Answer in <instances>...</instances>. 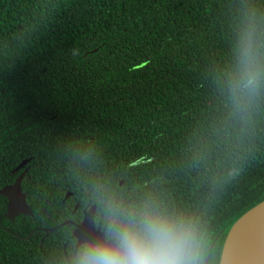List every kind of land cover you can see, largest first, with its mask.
<instances>
[{"label": "trees", "instance_id": "trees-1", "mask_svg": "<svg viewBox=\"0 0 264 264\" xmlns=\"http://www.w3.org/2000/svg\"><path fill=\"white\" fill-rule=\"evenodd\" d=\"M27 157L33 215L0 195V264H75L61 223L92 205L106 235L177 219L218 264L264 200V0H0V188Z\"/></svg>", "mask_w": 264, "mask_h": 264}, {"label": "clouds", "instance_id": "clouds-1", "mask_svg": "<svg viewBox=\"0 0 264 264\" xmlns=\"http://www.w3.org/2000/svg\"><path fill=\"white\" fill-rule=\"evenodd\" d=\"M253 81L249 71L248 83ZM109 229L105 240L82 245L75 264H193L192 234L177 219L154 210L128 211L114 214Z\"/></svg>", "mask_w": 264, "mask_h": 264}, {"label": "water", "instance_id": "water-1", "mask_svg": "<svg viewBox=\"0 0 264 264\" xmlns=\"http://www.w3.org/2000/svg\"><path fill=\"white\" fill-rule=\"evenodd\" d=\"M26 161L27 159L22 160L14 170H18ZM23 175L24 172L14 182L0 188V195L6 198L5 216L10 220L18 215H33L26 194L21 190ZM94 212L95 205H92L84 212L79 223H74L72 220L61 223V225H74L71 235L77 240L75 250L86 242L105 240L104 231L95 229ZM56 227L43 228V230L47 233ZM218 264H264V200L244 212L231 225L225 236Z\"/></svg>", "mask_w": 264, "mask_h": 264}, {"label": "flooded vegetation", "instance_id": "flooded-vegetation-1", "mask_svg": "<svg viewBox=\"0 0 264 264\" xmlns=\"http://www.w3.org/2000/svg\"><path fill=\"white\" fill-rule=\"evenodd\" d=\"M27 159V161H26V163L23 165V166H21L18 170H14L13 169V171L12 172H18V174H17V176L15 177V179L22 173V172H24V175H23V177H22V180H23V178H24V176H25V174H26V171H27V169H28V163H29V161H30V157H27V158H24L23 160H26ZM20 163V162H19ZM15 179L13 180V182L15 181ZM22 180H21V182H22ZM22 190V189H21ZM22 192H24V191H22ZM73 193L71 192V191H68V192H66L65 193V195H64V198L63 199H66L67 197H69V196H71ZM67 196V197H66ZM66 197V198H65ZM78 206H79V202H77L75 205H74V207H73V211H75L77 208H78ZM76 207V209L74 210V208ZM91 207V206H90ZM90 207H88V208H84L83 210H82V217H81V220H82V218H83V215H84V212L86 211V210H88ZM94 226H95V229H100V230H102V231H104V235H105V238H106V223L105 224H103L102 223V221L100 220V219H96V211L94 212ZM80 220V221H81ZM73 221V220H72ZM80 221H73L74 223H79ZM73 225V224H72ZM73 228H74V225H73ZM73 228H72V230H73ZM72 230H71V233H72ZM71 237H72V235H71ZM74 238V237H73ZM75 239V242H74V250H75V245H76V238H74ZM85 244V243H84ZM82 245V244H81ZM79 247V246H78ZM76 251V250H75Z\"/></svg>", "mask_w": 264, "mask_h": 264}]
</instances>
